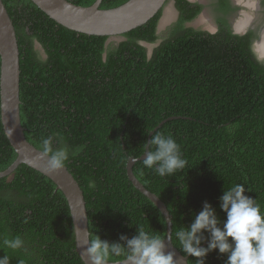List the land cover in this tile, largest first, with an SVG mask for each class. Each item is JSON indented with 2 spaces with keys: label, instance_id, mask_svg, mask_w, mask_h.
<instances>
[{
  "label": "trees",
  "instance_id": "1",
  "mask_svg": "<svg viewBox=\"0 0 264 264\" xmlns=\"http://www.w3.org/2000/svg\"><path fill=\"white\" fill-rule=\"evenodd\" d=\"M2 1L18 44L25 138L41 150V138L53 135L60 141L56 145L54 140V146L69 148L65 167L83 193L89 240L98 236L126 246L139 226L164 238V216L126 172L128 158L141 156L142 145L157 131L176 140L187 166L160 177L141 159L132 170L165 203L171 240L182 254L176 231L187 228L206 202L222 227L226 214L220 197L233 185L244 184L245 194L264 212V61L252 49V32L232 33L223 20L214 32L187 25L202 5L173 0L178 18L148 54L141 42L158 38L163 8L114 35L121 37L115 42L114 36L89 35L57 23L32 0ZM126 1L101 0L99 7ZM218 4L225 12L231 9L228 0ZM15 158L0 119V171ZM203 236L201 247H207L209 234ZM15 237L22 239L21 249L5 245ZM5 254L10 264H84L75 250L63 193L24 163L0 177V257ZM203 260L226 264L227 254L212 250ZM188 264L197 259L188 256Z\"/></svg>",
  "mask_w": 264,
  "mask_h": 264
},
{
  "label": "clouds",
  "instance_id": "2",
  "mask_svg": "<svg viewBox=\"0 0 264 264\" xmlns=\"http://www.w3.org/2000/svg\"><path fill=\"white\" fill-rule=\"evenodd\" d=\"M12 131L6 130V134L11 137ZM54 140L56 137L49 135L40 141L41 156L47 158L49 171L64 168L70 155L68 147L54 146ZM56 145H60L59 140H56ZM82 147L72 150L71 155H78ZM142 148L144 167L154 170L160 177H171L187 166L188 161L183 157L180 145L171 135L157 131ZM245 192L244 184L240 183L223 191L220 208L226 219L222 227L215 210L206 202L193 222L175 233L182 252L196 258L197 264H204L203 258L212 250L227 254L226 264H264V212L256 199ZM204 232L209 234L207 247H201ZM4 243L14 250L23 247L20 237ZM165 248L164 239L139 226L137 235L127 239L126 246L109 244L93 236L84 254L90 264H175L174 253L166 252ZM0 264H10V257L6 254L0 257Z\"/></svg>",
  "mask_w": 264,
  "mask_h": 264
},
{
  "label": "water",
  "instance_id": "3",
  "mask_svg": "<svg viewBox=\"0 0 264 264\" xmlns=\"http://www.w3.org/2000/svg\"><path fill=\"white\" fill-rule=\"evenodd\" d=\"M32 1L57 23L77 32L101 36L119 35L145 23L167 2V0H127L116 7L102 9L99 7L101 0H95L89 6L77 5L68 0ZM257 57L260 59L263 56L258 54ZM19 105L18 44L12 21L3 1L0 0V119L5 136L16 152L15 160L0 171V177L11 175L19 164L24 163L50 178L67 201L73 224L75 250L84 264H90L88 256L84 254L90 240L82 190L66 167L55 171L48 170L47 158L42 157L41 150L25 138ZM8 129L13 130L11 137L6 134ZM144 158L145 153L139 157L128 158L127 176L164 216L166 232L162 239L166 252L174 253L175 264H188V256L182 254L172 243V221L165 203L148 190L133 173V164Z\"/></svg>",
  "mask_w": 264,
  "mask_h": 264
},
{
  "label": "flooded vegetation",
  "instance_id": "4",
  "mask_svg": "<svg viewBox=\"0 0 264 264\" xmlns=\"http://www.w3.org/2000/svg\"><path fill=\"white\" fill-rule=\"evenodd\" d=\"M168 1H172V3H174L173 0H168ZM190 1L202 5L201 11L197 14L195 18L200 17V14L205 10V5L201 3L200 0H190ZM210 1H212V3L214 4L213 6L215 7V10L213 11L214 16H211L212 21L205 20L203 21V23L197 25V27L208 31H210L209 29L211 27H214L213 30L216 31L219 28V24H221L220 20H223V23L227 24L228 28L231 30L232 33L245 34L249 31L252 32L253 34L252 49L255 52L256 56L258 54L263 56L262 58H260V60L264 61V0H228L231 9L230 11L227 12L219 8V4H218L219 0H210ZM177 18H178V11L175 20H177ZM195 26L196 24L194 25V27ZM157 41L158 38L156 39V41L152 42V44L156 43ZM36 44L37 42L34 41L33 43L34 49L37 51L40 57L45 58L46 55L44 50H43L44 56H42L40 54V50L36 49ZM259 47L261 51L258 50ZM254 49H256L258 53Z\"/></svg>",
  "mask_w": 264,
  "mask_h": 264
},
{
  "label": "rangeland",
  "instance_id": "5",
  "mask_svg": "<svg viewBox=\"0 0 264 264\" xmlns=\"http://www.w3.org/2000/svg\"><path fill=\"white\" fill-rule=\"evenodd\" d=\"M200 2L205 5L206 12L204 10V12H202L200 14V17L195 18L194 20L189 22L187 25L194 26L196 24L195 27H197V25H199L200 23H203V21H205V20L212 21L211 16H214L213 11L215 10V7L213 6L214 4L210 0H200ZM176 16H177V10H176V8L174 6V3H172V1H167L165 3V5L163 6L162 14H161V17H160L159 22H158V27H157L158 41L156 43H153V44L152 43H148V42H141L145 46L148 54H150L152 52V49L162 39H164V38H166L168 36L169 27L175 21ZM213 29H214V27H211L209 30H213ZM120 39H121L120 36H114L112 38V40H114L115 42H118ZM36 49L40 50V54L42 56H44L43 49H42L40 44H38V43L36 44ZM254 50H256V49H254Z\"/></svg>",
  "mask_w": 264,
  "mask_h": 264
},
{
  "label": "bare ground",
  "instance_id": "6",
  "mask_svg": "<svg viewBox=\"0 0 264 264\" xmlns=\"http://www.w3.org/2000/svg\"><path fill=\"white\" fill-rule=\"evenodd\" d=\"M262 45H263V44H262ZM258 50L261 51V50H260V47L258 48Z\"/></svg>",
  "mask_w": 264,
  "mask_h": 264
}]
</instances>
